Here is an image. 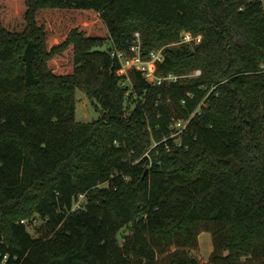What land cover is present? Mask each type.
Here are the masks:
<instances>
[{
    "label": "trees",
    "instance_id": "16d2710c",
    "mask_svg": "<svg viewBox=\"0 0 264 264\" xmlns=\"http://www.w3.org/2000/svg\"><path fill=\"white\" fill-rule=\"evenodd\" d=\"M182 29L155 65L178 82L110 53ZM0 264H264V0H0Z\"/></svg>",
    "mask_w": 264,
    "mask_h": 264
},
{
    "label": "built area",
    "instance_id": "2783aa9c",
    "mask_svg": "<svg viewBox=\"0 0 264 264\" xmlns=\"http://www.w3.org/2000/svg\"><path fill=\"white\" fill-rule=\"evenodd\" d=\"M202 39V34H194L191 31H183L180 36V42L185 44H190L193 42H199ZM165 45L156 47L148 54L145 55L143 50V45L141 41V34L137 31L134 35V38L128 49H120L116 46L110 48V53L113 57H116L121 63L124 71L129 74V71L132 69H136L142 72L145 77H151L154 79V82L158 85H162L164 83L178 82L181 78L186 75H177L174 73H169L166 75L158 74L155 65L158 62H163L165 60ZM201 69H195V72L191 74V76H198L201 74ZM131 82L130 78L124 83ZM191 96V94H189ZM185 102V101H183ZM204 104L202 102L200 106ZM199 108L196 110V112ZM195 114V112H194ZM190 119H181V118H173L172 123V136H180L182 131L186 129ZM159 144V141H153L151 147L144 153V157L152 160L151 157V149ZM84 198L83 194H80L79 199L74 203V209H78L81 207L82 200ZM22 222H26L25 219ZM7 259V255L4 257V261Z\"/></svg>",
    "mask_w": 264,
    "mask_h": 264
},
{
    "label": "rangeland",
    "instance_id": "374dc122",
    "mask_svg": "<svg viewBox=\"0 0 264 264\" xmlns=\"http://www.w3.org/2000/svg\"><path fill=\"white\" fill-rule=\"evenodd\" d=\"M190 31L188 29H182L181 33L183 31ZM180 33V36H181ZM141 34V33H140ZM135 35V34H134ZM180 36L176 40H169V41H164V43L161 44V46L165 45L166 48H175L179 47L181 44L180 42ZM141 41L143 45V40L141 36ZM107 46L104 45L101 48L105 49ZM195 72V69L190 71L188 74L191 76L192 73ZM127 84H131V82H127ZM98 104V106H97ZM102 115L99 103L97 100L91 98L85 91L84 89L77 87L76 88V120L78 121H92L94 119L99 118ZM37 224H41L40 221L37 222ZM29 230L31 233L36 236L37 235V230L33 227H29ZM131 233V228L128 226L124 227L122 231L119 234V241L122 243L124 240L125 234ZM213 245H212V237L211 233L208 231H204L200 235V248L198 250L192 251V254L200 260L202 263L209 262V257L212 252Z\"/></svg>",
    "mask_w": 264,
    "mask_h": 264
}]
</instances>
